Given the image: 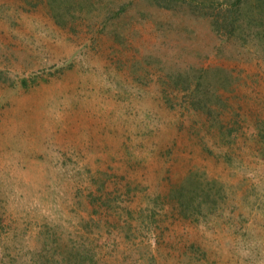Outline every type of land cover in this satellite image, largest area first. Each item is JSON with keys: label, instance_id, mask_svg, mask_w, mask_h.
<instances>
[{"label": "rangeland", "instance_id": "obj_1", "mask_svg": "<svg viewBox=\"0 0 264 264\" xmlns=\"http://www.w3.org/2000/svg\"><path fill=\"white\" fill-rule=\"evenodd\" d=\"M25 1L0 0V264H264V0H105L76 31ZM213 68L194 111L169 76ZM189 177L213 211L180 213Z\"/></svg>", "mask_w": 264, "mask_h": 264}, {"label": "trees", "instance_id": "obj_2", "mask_svg": "<svg viewBox=\"0 0 264 264\" xmlns=\"http://www.w3.org/2000/svg\"><path fill=\"white\" fill-rule=\"evenodd\" d=\"M105 0H33V1H25L26 7H38L40 4H44L43 6L47 14L50 16L51 20L55 25L66 28L69 26V29L72 31H76L78 21L80 20V15L82 16V12L87 10L88 7L91 9L94 7L96 2H104ZM169 0H154L159 7L168 8L170 5L168 4ZM172 1V0H170ZM105 3V2H104ZM120 8L116 9L115 15L117 16L121 12L124 11L125 6L120 5ZM89 9V10H90ZM82 10V11H81ZM233 33V32H231ZM1 74V73H0ZM170 80L173 81L174 88H180L181 91H185L188 94V99L190 103V107L194 111H202L206 113V109H209L210 103H221L220 97L217 95V88H223L226 90L229 82L227 81L226 72L220 68L211 69H200L196 71L195 74L189 75L188 73H178L175 75L169 76ZM26 84L25 82H22ZM231 131H229L230 135ZM195 179V178H194ZM193 178L189 177L185 181H182L177 186L171 189L169 192V197L173 199L180 213L186 212V209L190 207H195V209H199V214L202 215V210L204 212H211L215 209L217 204L216 200L212 197L211 190L208 188H202L200 182L198 180L192 181ZM212 185L211 189H216V193L218 194L220 188L217 187V184L214 182H210ZM190 186L192 188L191 193H193V197L186 199L185 192L187 191V187ZM220 187V186H219ZM217 197H220L218 194ZM65 264H84L83 258H75L74 262L63 258Z\"/></svg>", "mask_w": 264, "mask_h": 264}]
</instances>
